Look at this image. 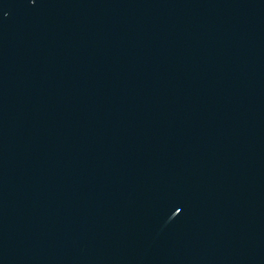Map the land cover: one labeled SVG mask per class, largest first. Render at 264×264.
Returning <instances> with one entry per match:
<instances>
[{
    "label": "water",
    "instance_id": "obj_1",
    "mask_svg": "<svg viewBox=\"0 0 264 264\" xmlns=\"http://www.w3.org/2000/svg\"><path fill=\"white\" fill-rule=\"evenodd\" d=\"M0 264H264V0H0Z\"/></svg>",
    "mask_w": 264,
    "mask_h": 264
}]
</instances>
